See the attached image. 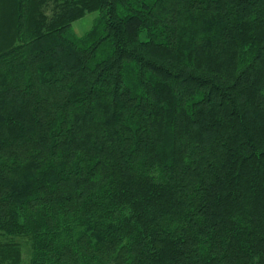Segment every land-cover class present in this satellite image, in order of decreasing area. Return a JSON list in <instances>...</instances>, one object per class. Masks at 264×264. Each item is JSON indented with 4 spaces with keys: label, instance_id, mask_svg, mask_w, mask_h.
Listing matches in <instances>:
<instances>
[{
    "label": "trees",
    "instance_id": "trees-1",
    "mask_svg": "<svg viewBox=\"0 0 264 264\" xmlns=\"http://www.w3.org/2000/svg\"><path fill=\"white\" fill-rule=\"evenodd\" d=\"M0 264H264V0H0Z\"/></svg>",
    "mask_w": 264,
    "mask_h": 264
},
{
    "label": "rangeland",
    "instance_id": "rangeland-1",
    "mask_svg": "<svg viewBox=\"0 0 264 264\" xmlns=\"http://www.w3.org/2000/svg\"><path fill=\"white\" fill-rule=\"evenodd\" d=\"M97 17H98L97 12L85 14L82 18L72 23L71 31L76 36H82L85 32H87L91 28L94 20Z\"/></svg>",
    "mask_w": 264,
    "mask_h": 264
}]
</instances>
